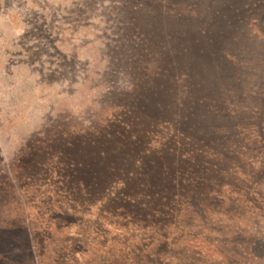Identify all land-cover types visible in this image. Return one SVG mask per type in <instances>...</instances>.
<instances>
[{
    "label": "rangeland",
    "instance_id": "rangeland-1",
    "mask_svg": "<svg viewBox=\"0 0 264 264\" xmlns=\"http://www.w3.org/2000/svg\"><path fill=\"white\" fill-rule=\"evenodd\" d=\"M183 262L264 264V0H0V264Z\"/></svg>",
    "mask_w": 264,
    "mask_h": 264
},
{
    "label": "trees",
    "instance_id": "trees-1",
    "mask_svg": "<svg viewBox=\"0 0 264 264\" xmlns=\"http://www.w3.org/2000/svg\"><path fill=\"white\" fill-rule=\"evenodd\" d=\"M170 189V188H169ZM168 187H163L162 189L158 190V191H155V190H148V194H147V198H156L158 197L159 195L162 197V198H167L168 196H170V193H168ZM124 192V191H123ZM122 194V192H121ZM203 193L200 194V196H202ZM176 196V194H175ZM177 198V197H175ZM117 199V198H116ZM128 199H131L130 197H127V201H119V207L118 209H122L124 211H127L129 213L131 212H139L141 210H145V206L146 204L143 203V202H136L135 200H128ZM133 199V198H132ZM116 201V200H115ZM179 207H181L178 211H175L177 212V215L176 217H182L183 214H187L189 212V207H185V204H179L178 205ZM184 206V207H183ZM144 215V213H143ZM129 218V216H128ZM145 219H148L147 216H144ZM146 222V220H145ZM164 227V225H160V224H157L156 223H148V225H145V230H150V231H153V232H158L159 230H161L162 228ZM166 238H168L167 236L164 237L165 240H167ZM167 244V243H166ZM172 245H174V243H172ZM177 261H181L179 259H177ZM183 264H186L185 262H183Z\"/></svg>",
    "mask_w": 264,
    "mask_h": 264
}]
</instances>
